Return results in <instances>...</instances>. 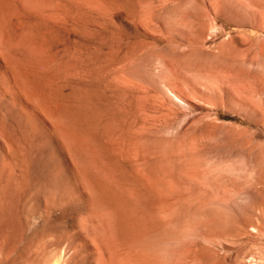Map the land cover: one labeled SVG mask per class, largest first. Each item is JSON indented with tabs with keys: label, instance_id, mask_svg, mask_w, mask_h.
<instances>
[{
	"label": "rangeland",
	"instance_id": "rangeland-1",
	"mask_svg": "<svg viewBox=\"0 0 264 264\" xmlns=\"http://www.w3.org/2000/svg\"><path fill=\"white\" fill-rule=\"evenodd\" d=\"M25 2L0 0V264H264V0Z\"/></svg>",
	"mask_w": 264,
	"mask_h": 264
},
{
	"label": "bare ground",
	"instance_id": "bare-ground-1",
	"mask_svg": "<svg viewBox=\"0 0 264 264\" xmlns=\"http://www.w3.org/2000/svg\"><path fill=\"white\" fill-rule=\"evenodd\" d=\"M3 1V0H2ZM27 1V0H26ZM45 1V0H44ZM52 1V0H51ZM13 2H14V0H13ZM24 2H25V0H24ZM6 3H8V2H6ZM26 3V2H25ZM13 3H11V5H12ZM58 4V3H57ZM48 5V4H47ZM6 6V5H5ZM25 6V5H24ZM58 6H60V5H58ZM11 7V6H10ZM7 8V7H6ZM49 8V7H48ZM22 9V8H21ZM6 10V9H5ZM34 11V10H33ZM63 11V10H62ZM11 12V11H10ZM32 12V11H31ZM8 13V12H7ZM11 14V13H10ZM8 15H9V13H8ZM7 15V16H8ZM12 17V16H11ZM10 17V18H11ZM64 17V16H63ZM2 18V17H1ZM9 18V17H8ZM21 18V17H20ZM23 18V17H22ZM25 19V18H24ZM28 19V18H27ZM31 19V18H30ZM2 21V20H1ZM10 21V20H9ZM8 21V22H9ZM28 21V20H27ZM3 22V21H2ZM12 22V20L10 21V23ZM23 22V21H22ZM15 24V23H14ZM21 24V23H20ZM41 24V23H40ZM7 25V24H6ZM2 26V25H1ZM31 28V27H30ZM24 29V28H23ZM15 31V30H14ZM31 31V30H30ZM33 31V30H32ZM22 32V31H21ZM51 32V31H50ZM2 33L3 32H1V36H0V47L2 46V47H6V46H8V38L6 37V35L5 34H3L2 35ZM30 33V32H29ZM10 34H9V32H8V36H9ZM23 35V34H22ZM36 37V36H35ZM22 39V38H21ZM32 40V39H31ZM9 41H11L10 39H9ZM33 41V40H32ZM10 43V42H9ZM38 43V42H37ZM31 44V43H30ZM29 45V44H28ZM36 45V44H35ZM9 46H11V44H9ZM25 46V45H24ZM15 47V46H14ZM32 47V46H31ZM21 47H19V49H20ZM22 49V48H21ZM37 49V48H36ZM36 49H35V51H36ZM12 50H13V48H12ZM11 51V50H10ZM9 51V52H10ZM18 51V50H17ZM20 51V50H19ZM35 51H34V53H35ZM23 52V51H22ZM30 53V52H29ZM36 53H38V52H36ZM41 53V52H40ZM21 54V53H20ZM45 54V53H44ZM35 55V54H34ZM36 59V58H35ZM41 59V58H40ZM11 60H12V58H11ZM21 61V60H20ZM30 61V60H29ZM12 62V61H11ZM22 62V61H21ZM21 62H19V63H21ZM34 62V61H33ZM46 63V62H45ZM21 64H23V62L21 63ZM27 64V63H26ZM49 64V63H48ZM55 65V64H54ZM25 66V65H24ZM34 66V65H33ZM13 67H15V66H13ZM20 67V66H19ZM31 67V66H30ZM51 67V66H50ZM16 68V67H15ZM25 68H26V66H25ZM36 68V67H35ZM49 68V67H48ZM17 70V69H16ZM19 70H20V68H19ZM32 70V69H31ZM2 71L5 73V74H7L9 77H11V79H12V82H13V84H14V87L16 88L17 86L19 87V88H16V91H17V95L20 97V98H22V93L21 92H24L25 90L26 91H28V89H26V87H27V83L25 84V86H24V84L22 85V84H20V82H19V80H22V79H18L17 78V76H16V73L14 72V69L13 68H11L9 65H7V64H5V63H2ZM29 71V70H28ZM33 71V70H32ZM47 71H48V69H47ZM38 72V71H37ZM42 72V71H41ZM50 72V71H49ZM26 74H27V72H25ZM44 73V72H43ZM47 73V72H46ZM56 73V72H55ZM60 73V72H59ZM31 74V73H30ZM33 74V73H32ZM21 75V74H20ZM27 76V75H26ZM28 76H30V75H28ZM54 76V75H53ZM21 77V76H20ZM24 77V76H23ZM38 77V76H37ZM22 78V77H21ZM40 77H38V79H39ZM45 78V77H44ZM42 79V80H47V79ZM59 78V77H58ZM53 79H55V78H53ZM25 80V79H24ZM28 80V79H27ZM36 80V79H35ZM29 81V80H28ZM22 82V81H21ZM35 82V81H34ZM38 82V81H37ZM48 82V81H47ZM39 83H40V80H39ZM54 84V83H53ZM34 85V84H33ZM29 86V85H28ZM37 86V85H36ZM30 87V86H29ZM34 87V86H33ZM40 87H42V86H40ZM45 87L47 88V86L45 85ZM51 87V86H50ZM49 87V88H50ZM35 88V87H34ZM45 88V89H46ZM6 89V88H5ZM42 89V88H41ZM30 90V89H29ZM57 90V89H56ZM31 91V93H32V90H30ZM29 91V92H30ZM37 91V90H36ZM51 91V90H50ZM49 91V92H50ZM34 93V92H33ZM37 93V92H36ZM36 93H34L35 94V97H36ZM52 92H50V94H51ZM54 93V92H53ZM47 94V93H46ZM24 95V94H23ZM26 95V94H25ZM32 95V94H31ZM59 94H57V96H58ZM41 96V95H40ZM39 96V97H40ZM50 96V95H49ZM76 96V95H75ZM6 97V96H5ZM37 98V97H36ZM35 98V99H36ZM33 99H34V96H33ZM44 99V98H43ZM40 101V100H39ZM45 102V101H44ZM25 103H26V105L28 106V107H31V105H29V104H27V102L25 101ZM36 103H39V102H36ZM35 103V104H36ZM47 103V102H46ZM45 104V103H44ZM46 105V104H45ZM37 106V105H36ZM43 111V110H42ZM16 119V118H15ZM22 121V120H21ZM67 121V120H66ZM73 123V122H72ZM71 123V124H72ZM76 123V122H75ZM21 124H22V122H21ZM64 124H66V123H64ZM63 124V125H64ZM70 124V123H69ZM77 126V125H76ZM69 127H71V126H69ZM68 127V128H69ZM164 127V126H163ZM67 128V127H66ZM162 130V129H161ZM58 131V130H57ZM67 131V130H66ZM61 132H64V131H61ZM159 133V132H158ZM86 134V133H85ZM77 135V134H76ZM83 135V134H82ZM71 136V135H70ZM79 138V137H78ZM62 139V138H61ZM66 139V138H65ZM70 139V138H69ZM77 139V138H76ZM175 139V138H174ZM173 141V140H172ZM70 142V141H69ZM71 143V142H70ZM73 143V142H72ZM63 144V143H62ZM94 144V143H93ZM77 145V144H76ZM92 145V144H91ZM66 146V145H65ZM81 146V145H80ZM70 147V146H69ZM78 147V146H77ZM81 148H83V147H81ZM116 148V147H115ZM77 149V148H76ZM75 149V150H76ZM87 149V148H86ZM69 150V149H68ZM96 150H98L97 149V147H96ZM96 150H94V151H96ZM82 151V150H81ZM77 152V151H76ZM76 154V153H75ZM78 154V153H77ZM80 154V153H79ZM95 154V153H94ZM100 154V153H99ZM118 154V153H117ZM92 155V154H91ZM68 156H69V154H68ZM82 156V155H81ZM68 158V157H67ZM78 159V158H77ZM81 159V158H80ZM72 161V160H71ZM74 161V160H73ZM81 161H83V160H81ZM103 162V161H102ZM75 163V162H74ZM74 166V165H73ZM94 166V165H93ZM76 167V166H75ZM82 167V166H81ZM90 168V167H89ZM111 168V167H110ZM101 169V168H100ZM92 170V169H91ZM96 172H98V171H96ZM80 173V172H79ZM86 173V172H85ZM90 173V172H89ZM81 177V176H80ZM95 177H96V175H95ZM99 177V176H98ZM82 181V180H81ZM90 182V181H89ZM84 183V182H83ZM96 183V182H95ZM91 186V185H90ZM152 186V185H151ZM87 187V186H86ZM85 188V187H84ZM134 189V188H133ZM87 190H88V188H87ZM174 190V189H173ZM158 192V191H157ZM91 193V192H90ZM90 193H86V197H89L90 198V196L92 195V194H90ZM161 193V192H160ZM111 196V195H110ZM97 197H98V195H97ZM88 198V200H90ZM94 199V198H93ZM160 199H161V197H160ZM170 199V198H169ZM172 199V198H171ZM133 201V200H132ZM103 203V202H102ZM127 206V205H126ZM87 207H90L91 208V206H87ZM109 207V206H108ZM90 208H87V209H89L90 210ZM107 210V209H106ZM120 210H122V209H120ZM132 210V209H131ZM125 211H127V210H125ZM133 211V210H132ZM102 212V211H101ZM104 212H106V211H104ZM131 212V211H130ZM127 213V212H126ZM102 214V213H101ZM128 215V214H127ZM130 215V214H129ZM167 215V214H166ZM166 215H165V217H166ZM169 215V214H168ZM117 216V215H116ZM123 215H122V219H123ZM173 217H175V214H174V216ZM108 218V217H107ZM116 218V217H115ZM171 219H172V217H170ZM101 219V218H100ZM124 219H125V217H124ZM170 220V219H169ZM122 221V220H121ZM137 221V220H136ZM171 222V221H170ZM175 223H177V222H175ZM104 224V223H103ZM162 224V223H161ZM105 225V224H104ZM123 225V224H122ZM175 225V224H174ZM82 226V225H81ZM170 226V225H169ZM83 227V226H82ZM92 227H93V225H92ZM100 227V226H99ZM146 227V226H145ZM154 227V226H153ZM105 228V227H104ZM100 229H102V228H100ZM164 230V229H163ZM173 231V230H172ZM93 233V232H92ZM138 233V232H137ZM174 233V232H173ZM166 234V233H165ZM168 234V233H167ZM170 234V233H169ZM168 234V235H169ZM173 237V236H172ZM170 238V237H169ZM103 239V238H102ZM107 239H109V238H107ZM107 239H106V241H107ZM165 239V238H164ZM172 242V241H171ZM103 243V242H102ZM137 244V243H136ZM169 245V244H168ZM100 247V246H99ZM141 248V247H140ZM138 250V249H137ZM149 253V252H148ZM147 253V254H148ZM152 256V255H151ZM154 256V255H153ZM127 257V256H126ZM125 257V258H126ZM148 257V256H147ZM159 257V256H158ZM152 259L154 260V258L152 257ZM155 259H156V257H155ZM160 259V258H159ZM144 260V259H143ZM142 260V261H143ZM151 260V259H150ZM149 260V261H150ZM144 263V262H143ZM160 263V262H159ZM130 264V263H129ZM140 264V263H139ZM157 264V263H156Z\"/></svg>",
	"mask_w": 264,
	"mask_h": 264
}]
</instances>
